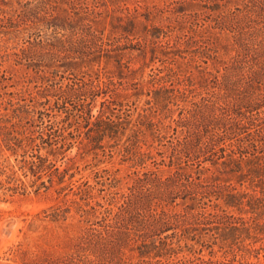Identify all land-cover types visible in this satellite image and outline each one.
<instances>
[{
    "label": "trees",
    "instance_id": "16d2710c",
    "mask_svg": "<svg viewBox=\"0 0 264 264\" xmlns=\"http://www.w3.org/2000/svg\"><path fill=\"white\" fill-rule=\"evenodd\" d=\"M192 1L203 3L211 13L206 16V23L227 40L222 49L229 57L220 61L214 56L204 61L205 65L212 61L218 68L214 72L205 68V92L191 101H182L185 107L179 109L177 119L170 118L165 134L153 116L139 115L138 121L133 122L127 112L118 110L120 114H116L117 108L112 106L118 84L113 79L103 81L99 75L72 74L66 85L55 84L47 89L48 94H38V99L45 102H35L38 109L32 110L30 105L25 108L28 118L32 112L37 119L27 118L20 131L15 125L9 127L11 121L0 116V136L4 137L0 142L11 150L47 151L48 156L64 159L65 151L72 147L70 129L83 122L89 129L93 126L100 143L105 139L123 141L128 160L135 162V167H142V172L134 173L126 191L120 188L122 180L115 175L100 177L96 185L100 187L98 196L94 194L96 188L88 183L79 191L77 195L85 203L78 209L84 225L60 264H218L202 254L219 242L225 246L227 256H240L245 264H263L264 0ZM101 2L104 6L112 4ZM43 4L44 0H38L36 9L43 11ZM61 5L69 6L82 19L95 20L101 15L96 6L90 10L76 0H59V5L53 6L51 12L46 10L45 15L53 17L57 10L67 12ZM157 9L139 6L134 14L129 13L127 27L123 26L122 34L112 43H106L103 34L93 31L90 25L84 27L76 53H145L148 43L157 45L162 42L160 37H168L155 26L145 30L149 25L142 19L151 21L161 12ZM199 16L191 18L198 22ZM53 27L59 28L57 24ZM140 27L144 28L142 32L138 31ZM152 83L147 92V96L153 95L149 104L154 102L162 105L163 111H170L169 105L174 103L175 93L180 94L182 85L166 77ZM155 85L159 88L154 89ZM133 87L134 91L141 90L138 84ZM98 104L100 109L95 116ZM148 135L152 143L146 141ZM154 140L159 142V148L154 147ZM144 146L148 150L143 151ZM37 157L43 163L31 162L32 170L46 168L48 157ZM148 161H152V168L147 167ZM225 176L228 180H221ZM97 198L104 203L91 206ZM213 202L217 203L214 207ZM230 209L249 218L235 217ZM209 233L214 239L212 244L203 240ZM252 258L257 262H250Z\"/></svg>",
    "mask_w": 264,
    "mask_h": 264
},
{
    "label": "rangeland",
    "instance_id": "374dc122",
    "mask_svg": "<svg viewBox=\"0 0 264 264\" xmlns=\"http://www.w3.org/2000/svg\"><path fill=\"white\" fill-rule=\"evenodd\" d=\"M76 1L90 10L96 6V12L101 15L95 20L82 19L74 15L69 6L61 5L68 11L57 10L50 17L45 15L46 10H54L53 6L59 5V0H44L40 8L43 11L36 9L38 0H0V116L11 121L9 127L15 125L20 131L28 118L25 108L30 105L29 108L34 110L38 106L35 102H45L38 99V94H48L46 91L50 86L66 85L72 74L99 75L103 81L113 79L118 84V94L113 99L116 106H112L117 108L116 114H120L118 110L127 112L133 122L138 121L139 115L153 116L158 129L165 134L164 127L170 124V118L177 119L179 109L185 107L186 103L182 101H191L205 92L203 71L208 67L214 72L217 66L212 61L205 65L204 61L214 56L220 61L229 57L222 49L227 40L209 29L206 16L211 13L199 1L106 0L112 2L106 4L108 7L101 0ZM139 6H155L161 11L149 22L145 17L142 19L149 25L145 30L155 26L162 34H167V38L160 37L161 43H148L145 53L126 51L106 56H79L76 53L84 27L90 25L93 31L103 34L106 43H112L122 34L123 26L127 27L129 13L134 14ZM140 12L145 14L143 9ZM195 14L200 15L198 22L191 18ZM56 16L60 19L54 21ZM55 24L58 29L53 27ZM143 30L138 28L139 32ZM218 38L220 41L216 40ZM167 42L169 46H166ZM67 52L70 55H66ZM165 77L182 85L180 94L176 92L174 103L169 105L170 111H163L162 105L157 106L154 102L149 104L153 95L147 96L152 89L151 82L156 83ZM133 84H138L141 90L134 91ZM158 88V85L154 86V89ZM34 97L37 98L32 101ZM99 109L100 104L94 109L95 116ZM28 119L35 120L37 115L31 112ZM92 129L83 122L80 127L75 124L70 129L72 147L65 151L64 159L59 155L48 156L47 151H14L0 142V264L62 263L84 225L78 209L85 203L77 194L86 183L96 188L94 194L98 196L100 187L96 185L100 177L106 179L108 175H115L122 180L120 188L126 191L134 173L143 171L142 167H135L136 163L128 160L123 141L117 142L118 145L109 139L100 143ZM18 138L23 140L25 137L18 135ZM0 140L4 137L0 136ZM146 141L152 143V137L148 135ZM154 142V147L159 148V142ZM146 150L144 146L143 151ZM37 156L48 157L46 168L32 170L31 162L43 163ZM146 164L153 167L152 161ZM221 180H228V177ZM233 184L237 186L236 181ZM97 202L104 203L97 198L91 206H96ZM215 205L217 203L213 202L212 206ZM219 205L225 208L221 202ZM229 212L235 217L249 218L236 209ZM211 234L203 238L209 244L214 243ZM224 247L219 242L202 255L218 264H245L240 256H227ZM260 261L264 264L263 255ZM250 262L257 260L252 258Z\"/></svg>",
    "mask_w": 264,
    "mask_h": 264
}]
</instances>
